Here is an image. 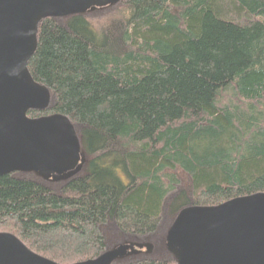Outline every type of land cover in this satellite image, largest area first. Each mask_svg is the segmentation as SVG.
Here are the masks:
<instances>
[{
	"label": "trees",
	"instance_id": "trees-1",
	"mask_svg": "<svg viewBox=\"0 0 264 264\" xmlns=\"http://www.w3.org/2000/svg\"><path fill=\"white\" fill-rule=\"evenodd\" d=\"M26 69L49 92L27 117L68 119L81 154L73 173L0 176V233L33 253L75 264L158 237L112 264H178L160 252L182 209L264 194V0L51 15Z\"/></svg>",
	"mask_w": 264,
	"mask_h": 264
},
{
	"label": "water",
	"instance_id": "water-1",
	"mask_svg": "<svg viewBox=\"0 0 264 264\" xmlns=\"http://www.w3.org/2000/svg\"><path fill=\"white\" fill-rule=\"evenodd\" d=\"M117 0H0V176L11 173H73L81 161L72 126L61 115L37 119L28 111L49 102L48 90L26 69L36 47L37 25L51 15H81ZM178 264H264V194L235 198L213 207H188L166 236ZM119 246L94 260L112 264ZM0 264H57L0 233Z\"/></svg>",
	"mask_w": 264,
	"mask_h": 264
},
{
	"label": "rangeland",
	"instance_id": "rangeland-1",
	"mask_svg": "<svg viewBox=\"0 0 264 264\" xmlns=\"http://www.w3.org/2000/svg\"><path fill=\"white\" fill-rule=\"evenodd\" d=\"M154 241H152L151 242V244H141L139 247H138V250H137V252H133V250L131 249V250H126V253H125V255L124 256H126V257H131V256H137V255H139V254H142V255H152V254H154V244H156L157 246L158 245H160V241L158 240V237H156V238H154L153 239ZM155 245V246H156ZM162 246H160V248H161ZM116 247H114L113 249H115ZM162 248H165L166 249V242H164L163 243V247ZM165 252H166V254H168V255H174L173 253H172V251L170 250V251H168L167 249L166 250H162L161 252H160V254H165Z\"/></svg>",
	"mask_w": 264,
	"mask_h": 264
}]
</instances>
